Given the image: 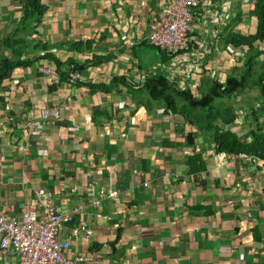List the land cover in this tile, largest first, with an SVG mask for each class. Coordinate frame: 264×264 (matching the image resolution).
Listing matches in <instances>:
<instances>
[{"label": "crops", "instance_id": "0c3cea01", "mask_svg": "<svg viewBox=\"0 0 264 264\" xmlns=\"http://www.w3.org/2000/svg\"><path fill=\"white\" fill-rule=\"evenodd\" d=\"M21 1L0 0V59L31 62L0 83V211L18 214L32 208L38 190L50 193L58 214L78 211L59 236L70 243L68 257L87 256L91 264H264L260 165L217 154L204 132L147 88L160 74L200 99L228 76L243 77L245 87L215 105L235 116L224 130L248 136L255 121L264 122V39H250L260 0H200L188 49L161 64L147 37L165 0H42L45 13L35 33L27 31L23 54L8 44ZM37 43L78 68L84 83L54 84L42 75L39 66L51 64L34 61ZM76 43L81 51H69ZM53 109L57 120L46 116ZM30 121L41 123L32 136ZM99 189L119 195L97 207ZM3 259L17 262L0 250Z\"/></svg>", "mask_w": 264, "mask_h": 264}, {"label": "built area", "instance_id": "2783aa9c", "mask_svg": "<svg viewBox=\"0 0 264 264\" xmlns=\"http://www.w3.org/2000/svg\"><path fill=\"white\" fill-rule=\"evenodd\" d=\"M200 0H165V4L158 16H152L148 26L147 42L166 53L167 56L177 57L186 51L191 42L190 33L192 23L196 17V7ZM56 53V50H49ZM44 52L40 53L43 56ZM40 72L57 82V73L50 66H41ZM70 85L84 83L80 73L71 71L68 74ZM47 117L55 120L59 113L53 109L48 110ZM29 136L34 135L41 123L30 121L26 123ZM26 151V149H24ZM219 160V157L217 158ZM249 162L257 163L264 175V159L247 157ZM147 186V185H146ZM91 189V186L90 188ZM119 192L110 189H99L95 206L99 207L102 199H113ZM31 206L27 205L18 214L14 208L0 211V250L2 256L17 258L14 264H91L92 259L87 256L68 257L70 243L62 241L59 236L63 228L71 224L78 213L58 214L52 206L50 193L38 190L35 193ZM33 207L40 211L38 218L33 215ZM80 229L91 236L92 233L81 224ZM4 264L8 263L3 259Z\"/></svg>", "mask_w": 264, "mask_h": 264}, {"label": "trees", "instance_id": "16d2710c", "mask_svg": "<svg viewBox=\"0 0 264 264\" xmlns=\"http://www.w3.org/2000/svg\"><path fill=\"white\" fill-rule=\"evenodd\" d=\"M259 12L256 10L259 27L256 37L250 38L252 41L263 40L264 39V0L259 1ZM21 12L22 18L18 24L17 31L12 37L10 43L6 40L5 44H14L17 45V49L20 54H23L26 51L28 40L25 39H15L17 33H22L24 31L35 33V28L38 27L41 23L42 16L45 13V8L42 4V0H22L21 1ZM234 43V42H233ZM83 44L76 43L68 47L69 51L80 52V48ZM86 47V45L84 44ZM89 46V44H87ZM39 51L37 58H34V61L41 63L48 62L51 64L57 73L58 81L54 84L64 82L70 86L68 83V74L69 72H62L64 67H69V64L61 63V61L56 57L57 53H50L47 46L37 43L33 47ZM160 55L162 56L163 63L168 61L167 58L174 56H167L165 52L158 48ZM44 52L43 56H40V53ZM31 62L25 60H20V57L15 56L13 59H7L2 57L0 59V83L10 77L11 72L18 67H25L30 65ZM41 66H48L46 64H41L38 68L40 72ZM53 66V67H52ZM247 67H252V62L248 60ZM68 70L76 71L79 73V69L74 67ZM41 73V72H40ZM42 74V73H41ZM248 74V72H247ZM43 75V74H42ZM246 85V80L238 79L236 75L228 76V80L224 86L220 84H215L214 89L208 93L206 96L201 97L200 99H195L190 96L189 93L178 91L175 84L167 81V79L158 75L156 78H153L147 82V88L152 99L163 103L166 108L174 115H180L184 120L188 121L191 125L197 127L200 132H204L207 135L211 142L215 145V152L217 154L224 153L227 155H234L240 157L245 155L246 157H254L257 159H264V122L259 124L255 121V128L251 133L244 137L238 138L235 134L230 131L224 130V127L231 119L235 118L233 112L224 111L221 112L219 107L215 105V100L220 97H231L237 90L243 89ZM224 87V89L222 88ZM223 89V90H222ZM179 97L183 104L176 103V98ZM184 99V100H183ZM263 112H260V116L264 115ZM168 112V111H167ZM255 118L256 113H254ZM224 121H223V120ZM230 119V120H226ZM257 120V119H256ZM222 123V127L219 124ZM188 138L194 140L193 135H189ZM193 162L201 163V159L198 156H192Z\"/></svg>", "mask_w": 264, "mask_h": 264}, {"label": "rangeland", "instance_id": "374dc122", "mask_svg": "<svg viewBox=\"0 0 264 264\" xmlns=\"http://www.w3.org/2000/svg\"><path fill=\"white\" fill-rule=\"evenodd\" d=\"M192 24H193V23H192ZM26 34H27V32H25V34H23L22 37H21L20 39H25ZM20 36H21V35H20ZM15 39H17V38H14V40H15ZM27 45L30 46V43L28 42ZM151 47H152V50L156 51V54H157V60H158L159 64H161V62H162V56L160 55V53H159V51H158V48H156V47H154V46H151ZM27 48H28V47H27ZM51 50H53V49H51ZM140 57H141V61H142V63H144V62L146 61V59H147L145 56H140ZM169 65H170V62H169ZM50 79H51V78H50ZM51 80L55 82V80H53V79H51ZM57 81H58V78H57ZM55 83H56V82H55Z\"/></svg>", "mask_w": 264, "mask_h": 264}]
</instances>
